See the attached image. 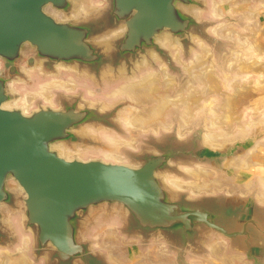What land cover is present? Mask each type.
Segmentation results:
<instances>
[{"label":"water","instance_id":"95a60500","mask_svg":"<svg viewBox=\"0 0 264 264\" xmlns=\"http://www.w3.org/2000/svg\"><path fill=\"white\" fill-rule=\"evenodd\" d=\"M84 1L94 12L74 19L78 0H0V251L9 254L0 256V264H11L10 252L15 254L13 245L19 241L6 220L10 216L11 222L17 214L19 228L31 239L24 252L32 264H114L84 239L87 226L107 216H115L124 225L122 231L145 246L165 242L174 264H206L211 257L226 264H255L253 250L264 246V201L256 184L250 183L247 152L264 135L248 146L244 140L222 156L220 146L204 144L205 132L200 138L179 137L177 121L174 125L171 121L166 134L164 129L124 128L116 122L117 113L143 104L124 99L99 111L81 103L91 100L76 90V79L85 78L95 86L120 81L118 69L134 80L141 65L145 72L160 77L165 73L173 80L172 91L178 89L174 74L186 73L184 66L202 55L201 44L192 58L193 41L214 46L215 51L230 42L212 32L217 25L204 16L206 0H105L104 6ZM209 29L218 40L208 35ZM159 37H167L175 47L160 46ZM32 71L46 80L63 79V72H72L75 91L70 96L53 93L56 107L45 104L23 111L14 104L21 96L13 85L30 80ZM102 73L109 77L102 79ZM170 118L176 120L174 114ZM84 127L102 128L119 138L145 133L140 138L143 145L137 153L127 149L119 153L128 158L127 164L98 157L65 159L51 148L57 143L92 152L105 147L79 135ZM236 158L242 163L234 168ZM223 160L218 173L214 164ZM204 164L236 189L210 188L192 198L162 179L168 175L188 181L184 169ZM239 169L249 175L240 184L233 182ZM248 184L251 188L241 191ZM215 234L223 238L224 246L211 242Z\"/></svg>","mask_w":264,"mask_h":264},{"label":"rangeland","instance_id":"374dc122","mask_svg":"<svg viewBox=\"0 0 264 264\" xmlns=\"http://www.w3.org/2000/svg\"><path fill=\"white\" fill-rule=\"evenodd\" d=\"M215 1L220 2V16H214L213 11H211L213 0H206V12L204 16H206L214 26L217 25L218 27L222 25V29H225L223 30L224 35L229 32V29H231L233 34H231L229 38L221 35L217 36L223 40L230 41L225 44L224 49L219 51H215L214 46L205 44L199 40L193 41L195 49L191 51L192 58H194V54H199L198 47L201 44L207 48L206 53H200V55L202 54L204 56V63L201 67L209 72L207 80L214 91L211 90L208 93L200 92L201 94H194L189 97V99L195 98L197 101L194 107L193 103L189 106L194 119L192 124L189 125L185 135L191 136L192 134H196V136L200 138V135L203 132L206 133L208 130L214 134L233 135L234 139L221 143L218 148L223 156L230 155L236 149V146L241 144L244 140L245 143L243 145L248 146L251 144L252 139L264 135V0ZM91 2L94 6H104L106 3L105 0H91ZM231 8L233 9L231 10ZM243 11H250L251 18L249 20L245 21L242 19L241 14ZM208 35L215 39L217 38L215 37L216 35L214 36L212 34L211 29L208 30ZM232 51H237V53H239L244 65L243 70L237 72L234 70L228 71L224 68V66H226L225 59L230 56ZM201 67L199 68L201 69ZM1 69H3V63L0 61V70ZM29 76L30 80L13 85L15 92L20 96L32 94L36 90L38 84L46 80L45 76L34 71L30 72ZM62 76L63 79H67L73 76V73L63 72ZM174 77L177 79L176 81L179 87H182L184 84L185 87L192 86L193 89L198 91L205 90L207 87L206 83L200 85L184 72H180L178 75L174 74ZM76 83V90L81 92L85 99L104 100V95L116 87L120 81L110 82L108 84L105 82L106 84L95 86L87 79L82 78L76 79ZM96 88L100 89L99 93L96 92ZM174 91L169 92V95L174 94ZM175 99L176 98L173 96L160 98L161 108L164 105H168L167 102L174 101ZM227 101H232V106L229 109L224 108ZM43 105H45V103H43L39 97L34 98L30 101L27 111L30 112ZM52 106L56 107V104L52 103ZM148 106L150 105L143 104L139 109L141 110ZM167 108H169V106H167ZM228 113L231 118L227 120L224 116ZM172 118H170V122L172 121L171 124L174 125L173 123H175L176 120ZM209 118H213L215 126L212 127L208 125ZM168 130H171V125ZM168 130H165L164 133L170 132ZM144 136L145 133L131 134L130 132L126 133V135L121 138L131 142L129 146H125V149L137 153L139 152L140 146L143 145V141L140 138ZM117 137L119 138L120 136ZM101 147L103 148H100V150L106 149L104 146ZM96 151H98V149ZM96 157L98 156L90 151L85 153L83 159ZM120 157L121 161L111 162L129 163L125 155L120 154ZM217 163L218 165L214 164V166L218 170V173H222L220 170L221 166H224V160L222 164H220L219 161ZM204 165L206 168L211 167L210 164ZM205 167L202 166L201 168ZM236 174L238 178L236 177L233 180L234 183L240 184L249 179V175L241 169H239ZM171 177L181 181L184 185H187L188 181H192V179L185 181L176 176ZM213 177H216V175ZM194 181L196 182V180ZM210 184H212L211 181L208 185ZM181 190V192L188 194L189 197H197V193L190 190L189 187L181 188ZM11 219L13 223L17 224L20 222V216L18 214L13 215ZM123 226V223L115 216L98 217L94 224L87 226L84 239L87 240L95 250L99 251L107 260L114 264H174L173 255L166 252L165 242H149L148 244L146 243L147 246H145L140 238L127 236L122 231ZM27 237L28 247L29 243H31V239L30 236ZM210 239L213 244L224 246L223 242L225 241H223V238L220 236L216 234L211 235ZM19 246V242L13 245L15 248ZM10 254H12L11 258L13 261L17 255L16 253L14 255L13 250ZM24 254L29 256L28 252H24ZM191 259L193 260L194 258H189V260ZM206 261H208L206 264H226V262L222 263L221 259L215 257H211ZM227 262V264H233L230 261Z\"/></svg>","mask_w":264,"mask_h":264},{"label":"bare ground","instance_id":"6f19581e","mask_svg":"<svg viewBox=\"0 0 264 264\" xmlns=\"http://www.w3.org/2000/svg\"><path fill=\"white\" fill-rule=\"evenodd\" d=\"M219 4L220 2H213L212 4V11L216 16H220L221 10ZM238 7L242 8L241 6ZM232 9L233 8H231V10ZM48 11L58 20L62 19L60 13L50 9ZM91 11L94 12V10L87 7L86 1L78 0L77 4L75 5V8L73 9L72 16L74 19H77L78 17L87 16ZM249 12L250 11H243L241 14L242 19H244L245 21L249 20L251 18V13ZM222 28L223 26L220 25L218 27H215L212 32L217 36L221 35L227 38H229V36L233 34L231 32V29H229V32L224 35L223 30L225 29ZM158 40L160 46L175 47V43L169 41L167 37H159ZM199 50L203 54L207 51L206 48L202 45L200 46ZM203 57V55H196L195 59L192 60L191 63L184 66V70L196 83L200 85H204L206 83L207 87L205 90L198 91L196 89H193L192 86L185 87V85L183 84L182 87H179L173 92L174 94L169 95V92H171L173 89L172 78L168 77L165 73H163V76L160 77L150 71L145 72L143 70L144 68H142L141 65L140 67H137L138 69L135 71L138 72L136 75H134V80L127 79L126 77H124L123 70L118 69L116 72V76L119 78L120 83L119 85L114 87L110 92L104 95L105 99L103 101L94 102L91 100L81 103L89 106H94L99 109V111L105 110L104 108H107L108 106H111L124 99L132 101L139 105L149 103L150 106L143 110H139L138 108H122L116 115V122L124 128L137 129L139 131L153 130L154 132H156L157 129H168L171 122L169 119H167V117L171 114H174L175 119L177 121V135L179 137H182L188 131L187 129L189 128V125L192 124L194 119L189 106L193 103L194 107L197 100L195 98L189 99V97L194 94H201L200 92L208 93L211 90L214 91V89L210 87V84L207 80L209 72H207L203 67H201L204 63ZM175 58H177V56H175ZM225 65L226 66H224V68L226 70H234L237 72L239 70H243L244 66L242 63V59L239 53H237V51H232L230 53V56L225 60ZM60 67L61 66H58L56 70H60ZM199 67H201V69ZM101 77L102 79H106L109 76L106 73H102ZM73 91H75V84L71 77L66 80L59 79L58 77H48L47 80L38 84L36 90L32 94L21 96L14 102V104L16 106L21 107L23 111H25L27 110L30 101L34 98L39 97L43 103L52 105V103H54L53 93L66 94L67 96H70L69 93ZM160 91H162L163 93ZM170 96H173L176 99L174 101L167 102L168 105H164L161 108L162 105L160 102V98ZM167 106H169V108H167ZM231 106L232 101H227L224 105V108L229 109ZM224 118L228 120L231 117L228 113L226 116H224ZM208 125L212 127L215 126L213 118H209ZM79 135L89 140L100 141L102 144L105 145L106 149L93 152L98 156L99 159L103 161L121 160L119 153L125 150V146H129L131 143L128 140H123L115 137L113 134L102 128L84 127L79 131ZM232 139H234L233 135L229 136L227 134H214L209 130L203 135L204 144H206L209 148L212 149L215 147L218 148L221 143L230 141ZM51 148L54 149L60 156L64 157L65 159H71L74 157L83 158L86 152H90V150L82 151L75 148L71 149L60 143L53 144ZM249 153H251V151H249ZM249 153L247 152V154ZM240 162L242 163V160L236 158L232 161L231 166L237 168L238 166H241ZM184 172L186 176L193 180H196V182L194 181L188 183L187 185H184L180 181L173 179L168 175H162V179L169 186V188L174 191L178 189L181 190V188L185 187H189V189L195 193L205 191L208 192L210 188L220 189V187L222 188V186H226V189L229 191L236 189V186L229 185L227 181L222 180V177H217V175L214 174L212 170L207 168H185ZM215 175L216 177H213ZM210 181L212 184L208 185ZM256 186L258 187V195L260 197H264V179L258 178ZM250 188L251 185L248 184L244 187H241L240 189L241 191H247ZM6 222L10 231L15 235L16 238H18L20 245L14 250L17 256H15V259L11 261V264H32L24 254L28 241L25 232H23L19 228L18 223L17 226L16 223H12V221L10 222V216L7 217ZM212 248L213 252L217 251L216 247ZM4 255L9 254L7 251H0V256Z\"/></svg>","mask_w":264,"mask_h":264},{"label":"crops","instance_id":"0c3cea01","mask_svg":"<svg viewBox=\"0 0 264 264\" xmlns=\"http://www.w3.org/2000/svg\"><path fill=\"white\" fill-rule=\"evenodd\" d=\"M249 151L248 155L251 158L250 165L248 166L251 169L250 183L254 185L257 183L258 178L264 179V140H260L257 146L251 148ZM260 199L264 201V197L261 196ZM253 257L255 264H264V246L255 248L253 250Z\"/></svg>","mask_w":264,"mask_h":264}]
</instances>
